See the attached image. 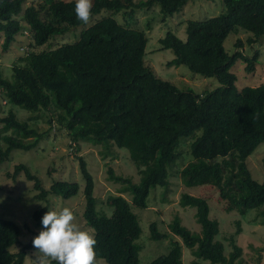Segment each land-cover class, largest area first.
<instances>
[{"label": "trees", "instance_id": "1", "mask_svg": "<svg viewBox=\"0 0 264 264\" xmlns=\"http://www.w3.org/2000/svg\"><path fill=\"white\" fill-rule=\"evenodd\" d=\"M187 1L92 0V18L105 9L118 13L151 7L154 3L159 5L163 17H169ZM222 2L224 8L218 15L185 21V40L170 30L159 39L160 49H171L174 54L167 65L183 64L194 73L217 79V87L201 94L192 89L181 90L157 77L144 63L145 32L120 24L110 15L105 27L90 24L72 42L39 53L28 51L23 65L15 62L11 66L9 78L0 72V95L7 102L34 111L49 109L54 104L66 119L59 122L75 146L90 142L105 149H126L138 170L139 179L133 182L108 168L110 179L123 184L130 200L122 195L107 196L111 211L106 214L96 208L93 177L80 158L84 180L82 215L95 232L96 261L140 264L136 240L141 227L133 207L146 208L151 190L168 185L169 168L180 154L177 148L182 138H190L187 149L192 157L179 170L184 185H212L239 214L256 209L264 223V182L252 177L246 163L248 156L264 142V83L237 88L231 71L240 59L245 63V71L253 72L259 53L255 50L252 56L245 55L239 50V38L232 55L224 48L228 34L239 29L249 33L246 40L250 44L264 35V0ZM22 3L23 0H0L3 50L24 29L31 32L34 46H41L51 36L84 24L76 17L75 0H44L37 7L29 5L25 9ZM43 133L17 119L13 111L0 116V164L14 149L28 151L36 147ZM21 172L33 183L38 200H47L49 193L63 199L78 193V183L63 180H56L45 189L23 163L15 164L8 175L14 179ZM181 200L195 208L200 231L189 230L178 216L169 223V232L152 221L150 239L169 242L167 251L147 264H183V246L193 256L189 264H241L242 248L232 237V250L225 254V246L217 238L219 223L210 218L207 200L187 192L181 194ZM46 211L47 204L32 213L37 226L42 227ZM19 238V225L0 218V264H24L32 242L13 250L20 243Z\"/></svg>", "mask_w": 264, "mask_h": 264}, {"label": "rangeland", "instance_id": "2", "mask_svg": "<svg viewBox=\"0 0 264 264\" xmlns=\"http://www.w3.org/2000/svg\"><path fill=\"white\" fill-rule=\"evenodd\" d=\"M43 1L23 0L22 8L25 9L29 5L37 7ZM223 8L222 0H188L179 11L169 17L161 15L160 7L156 3L151 7L135 8L118 13L105 9L101 11V14L93 16L88 24L72 28L61 35H53L41 46H34L29 30L21 34L18 33L6 50L2 49L3 36L0 32V72L4 77L9 78L11 66L15 62L23 65L24 58L29 55L26 53L27 51L39 53L43 50L54 49L63 43L72 42L78 38V32L90 24L105 27L110 15L120 24L145 32L147 43L144 63L152 69L157 77L170 81L181 90L192 89L195 93L201 94L217 87L219 85L217 79L194 73L183 64L167 65L174 54L171 49H160L159 39L170 30L180 39L185 40L186 20L208 19L218 15L223 11ZM248 34V32L239 29L237 32L229 33L224 40V48L229 55L236 51L234 43L237 38L242 41V47L239 50L245 55L252 56L255 50L259 53L258 63L251 73L245 71V63L240 59L232 65L231 71L236 77L237 88L258 86L264 83V35L257 38L255 43L250 44L246 40ZM19 60L21 61L19 62ZM8 111H13L17 119L24 121L39 132H44L36 147L28 151L14 149L10 152L8 159L0 164V218L11 219L20 227V243L14 245L13 250H17L23 243L32 242L33 237L39 234L42 227L35 224L32 213L45 204L50 209L62 206L72 208L76 214L77 222L82 227L92 229L85 223L82 215L84 180L80 169V158L86 162L87 169L93 177V195L97 197L96 208L98 210L106 214L110 213L111 208L106 203V198L109 195H122L130 200L129 192L122 188L123 184L110 179L108 174V168L111 167L115 175L129 177L133 182L138 181V170L130 160L126 149L120 150L115 146L105 149L100 144L90 142H81L75 146L72 141V143L70 142L64 126L59 122L61 118L62 123L66 119L62 117L61 110L54 104L49 109L34 111L11 104L6 101L3 95H0V116L6 115ZM189 141L190 138L180 139V145L177 148L180 154L172 164L173 167L169 168L168 185L166 187L156 186L151 190L146 208L133 207L141 227L140 236L136 240L140 246L139 263L147 264L167 251L168 239L161 241L150 239L149 224L152 221L157 222L159 226H163L166 232H169V223L178 216L180 223L189 230L200 231V225L194 216L195 208L182 204L181 194L187 192L207 200L210 218L216 219L219 223L217 238L224 244L225 254L232 250V237L234 243L242 248L239 260L241 264H264V223H261V217L258 216L256 209L239 214L234 206L221 199L218 191L212 185L205 184L194 187L184 185L179 170L192 160L187 149ZM263 157L264 142L260 143L246 159L252 177L258 182H264ZM17 163L28 166L31 172L40 179L41 185L45 189H48L54 181L63 180L78 183V193L68 199L49 193L47 200H38L34 197L37 191L33 189V183L27 180L22 172L14 179L9 177L8 173L13 172L14 165ZM34 251L32 246L24 259V264H33L32 253ZM182 259L183 264H189L193 259L190 249L185 246L182 247ZM95 264L107 263L103 259H97Z\"/></svg>", "mask_w": 264, "mask_h": 264}, {"label": "clouds", "instance_id": "3", "mask_svg": "<svg viewBox=\"0 0 264 264\" xmlns=\"http://www.w3.org/2000/svg\"><path fill=\"white\" fill-rule=\"evenodd\" d=\"M92 7V0H75L77 19L88 24ZM41 223L39 234L32 239L33 264H95V232L77 222L72 208H48Z\"/></svg>", "mask_w": 264, "mask_h": 264}]
</instances>
